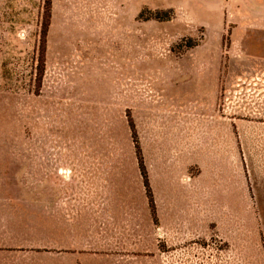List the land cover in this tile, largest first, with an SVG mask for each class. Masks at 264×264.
Wrapping results in <instances>:
<instances>
[{
	"label": "rangeland",
	"instance_id": "374dc122",
	"mask_svg": "<svg viewBox=\"0 0 264 264\" xmlns=\"http://www.w3.org/2000/svg\"><path fill=\"white\" fill-rule=\"evenodd\" d=\"M212 1L0 0V249L264 264V0Z\"/></svg>",
	"mask_w": 264,
	"mask_h": 264
},
{
	"label": "crops",
	"instance_id": "0c3cea01",
	"mask_svg": "<svg viewBox=\"0 0 264 264\" xmlns=\"http://www.w3.org/2000/svg\"><path fill=\"white\" fill-rule=\"evenodd\" d=\"M212 5L220 6L221 0H213ZM59 203H26L19 210L22 226L20 235L24 239L21 246L0 249V264H76L73 250V242L70 237V229L63 226V222L69 225L71 221L64 210L60 213ZM62 226L59 227V220ZM40 222L49 223V227H40ZM49 243L51 246H41V243Z\"/></svg>",
	"mask_w": 264,
	"mask_h": 264
},
{
	"label": "trees",
	"instance_id": "16d2710c",
	"mask_svg": "<svg viewBox=\"0 0 264 264\" xmlns=\"http://www.w3.org/2000/svg\"><path fill=\"white\" fill-rule=\"evenodd\" d=\"M189 40V42H190V39H188Z\"/></svg>",
	"mask_w": 264,
	"mask_h": 264
}]
</instances>
